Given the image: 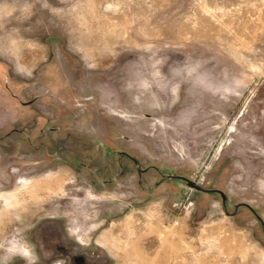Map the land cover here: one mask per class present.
Returning <instances> with one entry per match:
<instances>
[{"label": "rangeland", "instance_id": "obj_1", "mask_svg": "<svg viewBox=\"0 0 264 264\" xmlns=\"http://www.w3.org/2000/svg\"><path fill=\"white\" fill-rule=\"evenodd\" d=\"M13 238L35 264H264V0H0Z\"/></svg>", "mask_w": 264, "mask_h": 264}, {"label": "clouds", "instance_id": "obj_2", "mask_svg": "<svg viewBox=\"0 0 264 264\" xmlns=\"http://www.w3.org/2000/svg\"><path fill=\"white\" fill-rule=\"evenodd\" d=\"M2 254H0V264H11V261L16 257H20L25 261V264H35L31 259L34 255L32 246L27 242H20L18 240H10L7 242V246L0 245Z\"/></svg>", "mask_w": 264, "mask_h": 264}, {"label": "water", "instance_id": "obj_3", "mask_svg": "<svg viewBox=\"0 0 264 264\" xmlns=\"http://www.w3.org/2000/svg\"><path fill=\"white\" fill-rule=\"evenodd\" d=\"M185 181L188 183V185L190 187L195 188L196 190H202V188L197 183H195L193 181H190L188 179H185ZM218 193L222 196V199L223 200H226L227 199L226 198V195L224 193H222V192H218Z\"/></svg>", "mask_w": 264, "mask_h": 264}, {"label": "bare ground", "instance_id": "obj_4", "mask_svg": "<svg viewBox=\"0 0 264 264\" xmlns=\"http://www.w3.org/2000/svg\"><path fill=\"white\" fill-rule=\"evenodd\" d=\"M108 240H110V237L107 236V233L103 234L101 239H99V242L101 244H104L109 250H112L111 247L109 246L110 243H108Z\"/></svg>", "mask_w": 264, "mask_h": 264}, {"label": "flooded vegetation", "instance_id": "obj_5", "mask_svg": "<svg viewBox=\"0 0 264 264\" xmlns=\"http://www.w3.org/2000/svg\"><path fill=\"white\" fill-rule=\"evenodd\" d=\"M81 237V239H80V241H82L83 242V240H84V237L81 235L80 236ZM102 246H104L105 247V245L104 244H102ZM107 248V247H106Z\"/></svg>", "mask_w": 264, "mask_h": 264}, {"label": "crops", "instance_id": "obj_6", "mask_svg": "<svg viewBox=\"0 0 264 264\" xmlns=\"http://www.w3.org/2000/svg\"><path fill=\"white\" fill-rule=\"evenodd\" d=\"M92 198H94V196H92ZM89 225H97V224H90V223H88Z\"/></svg>", "mask_w": 264, "mask_h": 264}]
</instances>
